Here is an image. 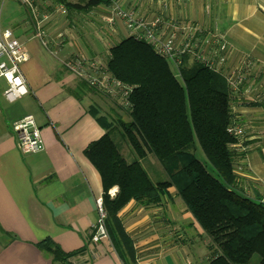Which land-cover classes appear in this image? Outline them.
Masks as SVG:
<instances>
[{
  "label": "crops",
  "instance_id": "crops-1",
  "mask_svg": "<svg viewBox=\"0 0 264 264\" xmlns=\"http://www.w3.org/2000/svg\"><path fill=\"white\" fill-rule=\"evenodd\" d=\"M32 3L38 26L47 36L63 33L64 37L61 49L52 53L35 36V22L25 27L16 36L26 39L30 52L21 65L28 93L8 102L3 95L6 83L0 80V264H66L38 246L46 238L66 254L82 250L68 264H211L215 253L210 240L174 187L156 204L130 200L119 211L133 242L134 262L122 261L107 239L89 241L102 185L84 150L110 130L122 153L125 149L131 154L118 131L120 122L129 117L65 62L80 57L106 64L108 48L129 33L119 20L113 25L104 21L108 13L104 4L90 8L102 12L97 20L108 30L100 38L88 25L95 39L86 24L70 21L81 10L59 15L54 1L49 8L53 13L47 14L40 0ZM123 5L146 20L159 16L190 21L224 35L227 65L245 73L243 82L229 94L232 124L241 131L235 145L241 153L234 164L237 191L264 203V0H170L165 5L160 0H124ZM64 16L69 20L61 26L56 19ZM160 31L168 33L170 28L162 24ZM26 114L40 128L43 149L23 155L11 122ZM139 161L153 181L166 178L152 154ZM116 192L114 186L109 195Z\"/></svg>",
  "mask_w": 264,
  "mask_h": 264
},
{
  "label": "trees",
  "instance_id": "trees-1",
  "mask_svg": "<svg viewBox=\"0 0 264 264\" xmlns=\"http://www.w3.org/2000/svg\"><path fill=\"white\" fill-rule=\"evenodd\" d=\"M55 3L70 13L106 1ZM105 62L111 76L131 87L129 104H116L129 117L120 122L118 131L129 145L131 154H125L132 155V160H126L110 130L92 141L84 155L100 175L105 228L118 257L135 261L133 242L119 211L130 200L156 204L174 187L210 240L215 253L211 264H249L254 255L259 257L258 264H264V203L237 191L234 164L241 153L235 146L239 138L228 131L232 117L225 77L189 55L182 57L177 70L150 44L133 36L111 45ZM198 149L212 173L196 156ZM146 153L160 164L164 180L153 181L142 166L139 159ZM114 186L117 192L111 198L109 191ZM38 246L66 264L82 252L66 254L47 238Z\"/></svg>",
  "mask_w": 264,
  "mask_h": 264
},
{
  "label": "built area",
  "instance_id": "built-area-1",
  "mask_svg": "<svg viewBox=\"0 0 264 264\" xmlns=\"http://www.w3.org/2000/svg\"><path fill=\"white\" fill-rule=\"evenodd\" d=\"M19 1L32 13L35 12L32 0ZM105 1L104 6L108 13L103 19L108 25H113L116 20H119L129 36L150 44L157 54L166 58L177 70L182 57L189 55L222 74L230 89L243 82L244 71L227 65V40L216 28L205 29L190 21L164 20L159 16L146 20L136 16L132 10L126 9L123 5L124 0ZM168 1L170 0H160L162 5ZM56 11L59 15L66 14V8L63 5H58ZM34 21L37 26L35 36L40 39L44 47L52 53L61 49L64 34L57 33L55 35L57 40H54V36L48 37L46 32L38 26L39 21L36 20V15ZM162 24L170 28L168 33H161ZM29 58L30 52L26 46V39L14 35L10 29L2 28L0 24V80L6 83L3 95L8 102H13L28 93L21 65ZM65 65L78 77L84 79L89 86L104 93L119 106L126 107L129 104L131 87L111 76L106 70V65L99 59L84 61L76 57L66 61ZM11 129L16 136L21 154H32L43 149L40 128L31 114L23 115L12 121ZM228 131L237 137L241 135L240 129L232 123ZM114 196L110 195L111 198ZM95 202L98 216L90 230L89 239L94 244L102 239L108 240L105 228L106 213L102 200L96 198Z\"/></svg>",
  "mask_w": 264,
  "mask_h": 264
},
{
  "label": "rangeland",
  "instance_id": "rangeland-1",
  "mask_svg": "<svg viewBox=\"0 0 264 264\" xmlns=\"http://www.w3.org/2000/svg\"><path fill=\"white\" fill-rule=\"evenodd\" d=\"M55 0H40L42 2L43 7L41 10L45 11L47 14L53 13L49 8H52ZM76 3H80L81 5L83 4V0H68ZM45 8V9H43ZM82 11V10H81ZM78 11L77 14H75L74 18H72L70 21L73 22L75 20L76 25L80 24H86L84 25L85 29H88V25H91L93 29H95V34L99 36L100 38H103L102 35H104L108 30L102 26L101 28V22L97 20L99 16L102 15V12L97 11V10H92L81 12ZM37 10L32 13L30 10L26 11L25 6L19 1V0H0V24L2 28H7L10 29L14 35H19L21 36L22 32L24 31L25 27L30 25L31 23H34L35 15H36ZM44 12V13H45ZM81 12V13H80ZM56 19V18H54ZM60 20L56 19L60 23L61 26L63 24H67V19L66 16L59 18ZM90 23V24H89ZM100 27V28H99ZM107 30V31H106ZM90 31V30H89ZM91 34L92 38H95L96 35H94L93 30L89 32ZM96 39V38H95ZM124 143V142H122ZM124 145V144H123ZM124 151V157L126 158L127 161L132 160V155L127 156ZM134 155V154H133ZM135 156V155H134ZM196 156L198 159L205 165L207 170H209L211 173L212 168L210 165L206 162L203 153L201 150H197ZM258 255H254L252 260L250 261L249 264H258Z\"/></svg>",
  "mask_w": 264,
  "mask_h": 264
}]
</instances>
